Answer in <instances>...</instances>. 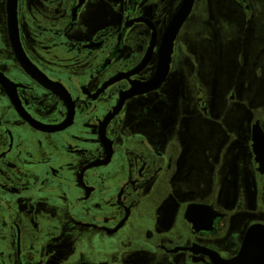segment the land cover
<instances>
[{"label": "flooded vegetation", "instance_id": "af4514ba", "mask_svg": "<svg viewBox=\"0 0 264 264\" xmlns=\"http://www.w3.org/2000/svg\"><path fill=\"white\" fill-rule=\"evenodd\" d=\"M183 2L0 0V264H217L264 225V0H195L164 75ZM216 3L250 73L219 98L182 36Z\"/></svg>", "mask_w": 264, "mask_h": 264}, {"label": "rangeland", "instance_id": "374dc122", "mask_svg": "<svg viewBox=\"0 0 264 264\" xmlns=\"http://www.w3.org/2000/svg\"><path fill=\"white\" fill-rule=\"evenodd\" d=\"M219 4L216 3L213 9L214 15L220 11L221 28L219 27V31L213 17L206 14L204 10L195 9L182 33L188 49L194 51L195 58L192 63L196 66L195 70L210 82L212 91L218 98L221 91L229 87L233 81L244 89V76L250 74L247 71L243 72L236 61L242 47L239 34L242 26L236 13L238 10L235 7L223 9L219 7ZM252 41L253 37L249 36L247 38L248 55ZM193 64L191 66H194Z\"/></svg>", "mask_w": 264, "mask_h": 264}, {"label": "water", "instance_id": "95a60500", "mask_svg": "<svg viewBox=\"0 0 264 264\" xmlns=\"http://www.w3.org/2000/svg\"><path fill=\"white\" fill-rule=\"evenodd\" d=\"M195 0H184L182 8L172 21V26L168 32L167 48L165 49L163 62L161 64L162 73L167 72L171 55L174 53L175 41L180 28L190 15ZM17 0H9V17L16 19ZM254 147L258 154V160L262 163V151L264 152V134L259 131L255 135ZM252 230V235L244 242L243 248L237 258L231 260H220L217 264H264V225L256 224ZM261 237L259 239L258 237Z\"/></svg>", "mask_w": 264, "mask_h": 264}]
</instances>
